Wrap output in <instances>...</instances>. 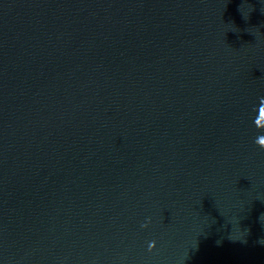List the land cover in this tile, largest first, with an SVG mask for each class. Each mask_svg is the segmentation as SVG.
I'll return each instance as SVG.
<instances>
[{
  "label": "water",
  "instance_id": "obj_1",
  "mask_svg": "<svg viewBox=\"0 0 264 264\" xmlns=\"http://www.w3.org/2000/svg\"><path fill=\"white\" fill-rule=\"evenodd\" d=\"M264 0H251L111 264H264ZM258 138V139H257Z\"/></svg>",
  "mask_w": 264,
  "mask_h": 264
},
{
  "label": "clouds",
  "instance_id": "obj_2",
  "mask_svg": "<svg viewBox=\"0 0 264 264\" xmlns=\"http://www.w3.org/2000/svg\"><path fill=\"white\" fill-rule=\"evenodd\" d=\"M259 111H260V106L258 107V116H257V118L255 119L254 123H255V126H256L258 129H262V130H264V124H261V125H257V124H256V120L259 119ZM260 137H264V135L259 136L258 138H260ZM258 138H257V139H258Z\"/></svg>",
  "mask_w": 264,
  "mask_h": 264
}]
</instances>
